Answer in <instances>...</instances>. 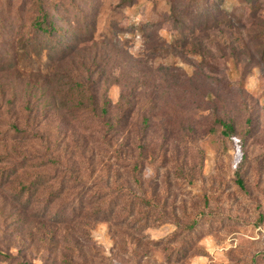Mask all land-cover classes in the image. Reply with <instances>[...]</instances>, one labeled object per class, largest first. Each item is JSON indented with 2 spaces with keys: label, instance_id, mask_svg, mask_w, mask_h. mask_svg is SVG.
Masks as SVG:
<instances>
[{
  "label": "rangeland",
  "instance_id": "1",
  "mask_svg": "<svg viewBox=\"0 0 264 264\" xmlns=\"http://www.w3.org/2000/svg\"><path fill=\"white\" fill-rule=\"evenodd\" d=\"M263 49L264 0H0V264H264Z\"/></svg>",
  "mask_w": 264,
  "mask_h": 264
},
{
  "label": "trees",
  "instance_id": "2",
  "mask_svg": "<svg viewBox=\"0 0 264 264\" xmlns=\"http://www.w3.org/2000/svg\"><path fill=\"white\" fill-rule=\"evenodd\" d=\"M254 10L256 11V9L254 8ZM34 29H36V31H39L43 37L47 39L53 37V35L57 32V30L55 29V23L53 21V18L48 14V13H42V16H40L37 21H35L34 25H33ZM51 41H55V39H51ZM64 47H69V45L64 46ZM263 57H264V49H263ZM65 50L64 49H57L56 46L54 45V47L50 48V50L48 51V56L50 58H57L56 60H60L65 58ZM61 84V88L63 91H59V93L62 92H77L78 94H82L85 95L88 93L89 98H92L91 95L89 93H91V90L89 89V86L86 82H77V81H73L70 80L68 82V84L62 83ZM59 84V86H60ZM91 86L93 87H98L97 83H92ZM55 94V86L50 87V93H48V96L50 95L53 99L54 104H56V98L54 97ZM45 102V104H44ZM81 103H83V106H85L84 101H80ZM40 105L42 106H46L47 101H40L39 102ZM29 105V104H28ZM81 105V104H80ZM28 107V106H27ZM103 116L105 117L108 114V110H107V103L104 104V108H103ZM216 124L219 125L222 129H223V135L227 138H231L233 136H235L236 131H235V127L232 124L227 123L224 120L218 119L216 120ZM18 130V128H16ZM249 134V133H248ZM242 182V181H240ZM242 184V183H241ZM109 186V184H108ZM26 194H30V191H28ZM30 197V196H29ZM81 208L83 209V206L81 205Z\"/></svg>",
  "mask_w": 264,
  "mask_h": 264
}]
</instances>
